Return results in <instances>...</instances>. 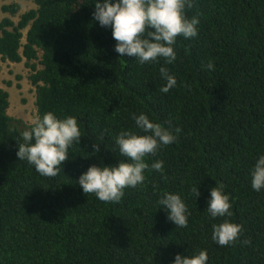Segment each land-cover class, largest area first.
<instances>
[{"label":"trees","instance_id":"1","mask_svg":"<svg viewBox=\"0 0 264 264\" xmlns=\"http://www.w3.org/2000/svg\"><path fill=\"white\" fill-rule=\"evenodd\" d=\"M33 1L36 9L16 23L0 21V61H24L37 118L73 116L82 138L56 177L41 176L16 154L34 123L9 116L0 88V264H173L177 254L201 250L207 264H264V189L251 186L264 155V0H194L187 16L199 19L198 35L177 38L174 63L143 65L115 51L112 28L93 18L95 0ZM19 8L1 10L14 16ZM161 67L177 80L168 93L160 91ZM141 113L177 137L146 157L149 165L163 161L164 172L145 170L144 184L125 189L119 203L84 194L77 181L90 166L127 160L115 139L121 131L143 135L132 118ZM220 185L231 217L206 210ZM165 193L187 204V228L161 208ZM225 219L243 228L235 245L212 239L213 224Z\"/></svg>","mask_w":264,"mask_h":264},{"label":"clouds","instance_id":"2","mask_svg":"<svg viewBox=\"0 0 264 264\" xmlns=\"http://www.w3.org/2000/svg\"><path fill=\"white\" fill-rule=\"evenodd\" d=\"M93 18L101 27H111L112 36L117 42L115 51L121 57L137 59L140 64L157 62L162 59L165 64H172L177 59L174 45L178 37L185 39L198 35L199 19L189 18L187 11L194 5V0H95ZM209 70L214 64L209 62ZM160 75L166 84L160 88L168 93L177 86L175 77L164 67ZM137 128L143 132L139 135L131 130L121 131L115 143L119 146L121 156L116 166H90L78 179L84 194H95L104 203H119L125 189L143 185L146 179L145 170L164 172L163 161L157 160L151 165L146 157H155L159 150L173 144L177 137L167 127L153 122L143 113L132 114ZM180 129H176L178 133ZM23 143L18 144L17 157L35 166L43 177L54 178L61 169L62 163L69 159V148L79 144L82 138L78 121L69 116L59 119L53 112H47L42 119L37 118L30 130L22 133ZM100 146L93 144V152L98 153ZM251 186L254 190L264 189V155L255 162L251 172ZM167 180V176H164ZM196 198L200 196L199 188H193ZM207 212L213 217H231L230 196L225 194L223 185L211 188ZM159 204L168 213V219L176 228H187L191 213L179 194L165 193ZM212 239L220 246L235 245L243 231L241 225L225 219L220 224H213ZM250 243V241H245ZM206 250L197 255L184 256L177 254L173 264H207Z\"/></svg>","mask_w":264,"mask_h":264},{"label":"rangeland","instance_id":"3","mask_svg":"<svg viewBox=\"0 0 264 264\" xmlns=\"http://www.w3.org/2000/svg\"><path fill=\"white\" fill-rule=\"evenodd\" d=\"M14 3L20 6L16 15L11 16L2 12L1 7L3 5ZM32 9H36L33 0H0V21L3 18H9L16 23L21 14ZM22 34L23 44L25 42L26 30H23ZM40 68V66H37V69ZM30 74V70L24 66V61L14 65L0 61V86L6 89L9 94L10 105L8 114L13 118L22 120L26 124H33L37 120L35 90L28 80ZM7 82H10V85Z\"/></svg>","mask_w":264,"mask_h":264},{"label":"crops","instance_id":"4","mask_svg":"<svg viewBox=\"0 0 264 264\" xmlns=\"http://www.w3.org/2000/svg\"><path fill=\"white\" fill-rule=\"evenodd\" d=\"M9 63V62H8ZM14 64H16V63H9V65H14ZM17 64H19V63H17ZM0 88H2V89H4L3 87H1L0 86ZM5 91H7L6 89H4ZM10 105V104H9Z\"/></svg>","mask_w":264,"mask_h":264}]
</instances>
